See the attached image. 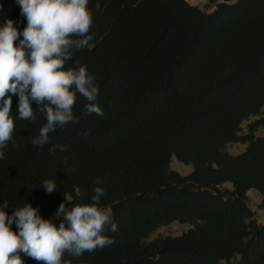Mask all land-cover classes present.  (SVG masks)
I'll return each mask as SVG.
<instances>
[{"label": "trees", "instance_id": "obj_1", "mask_svg": "<svg viewBox=\"0 0 264 264\" xmlns=\"http://www.w3.org/2000/svg\"><path fill=\"white\" fill-rule=\"evenodd\" d=\"M0 5V19L8 15L22 31L16 0ZM88 7L95 35L66 67L86 66L95 77L104 115L87 114L78 94L79 123L34 146L45 115L19 119L13 96L16 144L0 160V207L7 202L11 215L30 203L59 227V205L91 203L100 186V206L118 226L103 234L115 242L80 257L66 253L71 264H264V222L248 195L257 190L264 210V0H89ZM235 142L246 147L232 154ZM54 145L67 151L51 152ZM173 156L192 171L173 169ZM46 179L57 189H43ZM174 222L191 227L153 237Z\"/></svg>", "mask_w": 264, "mask_h": 264}, {"label": "clouds", "instance_id": "obj_2", "mask_svg": "<svg viewBox=\"0 0 264 264\" xmlns=\"http://www.w3.org/2000/svg\"><path fill=\"white\" fill-rule=\"evenodd\" d=\"M16 3L26 26L21 31L12 19L0 25V160L5 158L3 149L9 142L16 144L13 96L18 97L19 119L34 121L36 110L45 115L46 123L32 140L34 146L49 143V134L57 127L79 123L73 112L78 94L88 101L87 114L104 115L98 103L95 77L86 66L66 67L74 51L88 47L95 35L90 34L94 18L89 0H16ZM89 134L90 130L83 133ZM57 148L67 151L66 145H54L50 151ZM94 183L100 185L102 179L98 177ZM42 188L51 193L57 184L46 179ZM94 193L91 203L77 204L71 209L61 203L55 214L64 221L59 227L51 219L42 218L39 209L30 203L15 208L9 215L4 210L8 203L4 202L0 207V264H24L21 254L37 264H71L63 259L66 253L80 257L112 245L114 239L103 233L109 225L112 232L118 231V226L100 206L104 188L97 186ZM13 223L16 231L12 229Z\"/></svg>", "mask_w": 264, "mask_h": 264}, {"label": "rangeland", "instance_id": "obj_3", "mask_svg": "<svg viewBox=\"0 0 264 264\" xmlns=\"http://www.w3.org/2000/svg\"><path fill=\"white\" fill-rule=\"evenodd\" d=\"M204 1V0H203ZM207 1V0H206ZM205 1V2H206ZM205 2L201 3L204 4ZM8 15H4L0 19V25L3 24V22L7 19ZM258 116L251 117L250 121H253L257 119ZM249 121V122H250ZM248 121L244 122V126H246ZM259 135H264V129L259 128L258 130ZM246 147L245 143L242 142H235V143H230L227 146V150L232 153V154H237L243 151ZM171 167L181 174H188L192 171V165L186 164L179 159H177L175 156L172 157L171 160ZM249 195V204L251 208L255 211V216L259 222H264V210L260 207L261 203V195L257 190H250L248 192ZM191 226L189 224H182L179 222H174L169 225H165L160 227L153 235V237L156 236H163V235H177L181 234L182 232L188 230Z\"/></svg>", "mask_w": 264, "mask_h": 264}, {"label": "crops", "instance_id": "obj_4", "mask_svg": "<svg viewBox=\"0 0 264 264\" xmlns=\"http://www.w3.org/2000/svg\"><path fill=\"white\" fill-rule=\"evenodd\" d=\"M191 3L195 5H201V3L205 2L206 0H189Z\"/></svg>", "mask_w": 264, "mask_h": 264}]
</instances>
